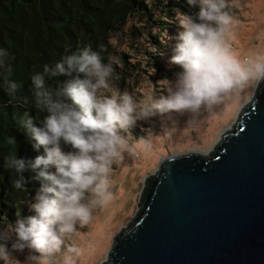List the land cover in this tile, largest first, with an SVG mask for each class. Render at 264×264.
<instances>
[{"label": "clouds", "instance_id": "obj_1", "mask_svg": "<svg viewBox=\"0 0 264 264\" xmlns=\"http://www.w3.org/2000/svg\"><path fill=\"white\" fill-rule=\"evenodd\" d=\"M186 2L198 7V12L179 13L182 31L176 36L169 62L179 65L182 71L176 74L174 85L161 82L167 95L154 98L152 93L139 105L127 92L108 94L114 70L111 63L102 62L103 45L97 51L88 44L54 64H45L42 72L31 76V104L37 110L40 126L27 111L18 116L17 125L34 141V150L42 147L43 154L30 161L10 154L5 157V167L16 174L26 167L32 169L40 186L30 204L35 214L18 219L14 226L0 227L2 264H21L13 252L26 249L23 264H75L71 253L78 250L65 241L77 231V225L89 222L98 204L112 195L109 174L128 144L118 129L127 131L153 111L198 113L250 82L264 80V56L242 60L226 38L236 23L226 10L227 0ZM7 59L9 52L0 48V69L7 72L5 90L14 96L22 85L9 79L12 67ZM74 72L82 73L84 78L73 77ZM45 74L65 79L52 90L44 86ZM7 143L15 145L14 138L7 137ZM23 183L22 176L14 180L16 189H21Z\"/></svg>", "mask_w": 264, "mask_h": 264}, {"label": "water", "instance_id": "obj_2", "mask_svg": "<svg viewBox=\"0 0 264 264\" xmlns=\"http://www.w3.org/2000/svg\"><path fill=\"white\" fill-rule=\"evenodd\" d=\"M102 264H264V80L209 154L146 178Z\"/></svg>", "mask_w": 264, "mask_h": 264}, {"label": "rangeland", "instance_id": "obj_3", "mask_svg": "<svg viewBox=\"0 0 264 264\" xmlns=\"http://www.w3.org/2000/svg\"><path fill=\"white\" fill-rule=\"evenodd\" d=\"M227 11L236 21L229 32L227 40L234 53L240 59L264 56V0H227ZM189 15L198 12V7H188ZM179 9L175 8L176 19ZM138 15L131 18L128 31L112 40L116 52L110 62L117 67L118 76L122 75V83L111 84L108 94L127 92L137 104H144L149 95L154 98L167 95L162 81L174 85L176 74L166 66L158 69L155 56L165 55L171 49L168 45L162 50L156 49L151 42V35L158 32V26L147 25L140 21ZM168 26L176 31L181 30L172 20H165ZM122 52L126 57H118ZM154 69V71H153ZM258 82H250L238 92H233L208 109L203 107L198 113L189 110L153 113L144 120H139L127 131L118 129L127 137L128 144L123 149L122 158H117L110 172L109 191L111 197L98 204L87 224L77 225V231L66 238V245L75 246L77 253H71L75 264H102L111 248L113 237L122 226L133 218L137 209V198L147 177L155 173L160 164L172 156L183 154H209L221 135L230 128L239 111L252 98ZM115 91L113 92L112 90ZM11 242H9V248ZM38 255V253H34ZM28 250L13 252V256L21 264L25 261ZM2 264V262H0Z\"/></svg>", "mask_w": 264, "mask_h": 264}, {"label": "trees", "instance_id": "obj_4", "mask_svg": "<svg viewBox=\"0 0 264 264\" xmlns=\"http://www.w3.org/2000/svg\"><path fill=\"white\" fill-rule=\"evenodd\" d=\"M188 7L191 6L186 0H0V48L10 54L6 60L12 67L9 79L22 85L14 96H9L4 84L7 72L0 69V227L14 226L18 219L35 214L30 209L40 186L33 178L35 172L26 167L16 174L5 167V157L10 154L16 153L17 158L28 161L43 154L42 147L34 150V141L17 125L18 116L27 111L40 126L37 110L31 104V76L42 72L45 64H54L63 55L91 44L97 51L99 45L104 46L100 52L102 62L111 63L114 70L111 84L122 83V75L118 76L116 65L110 62L116 52L112 40L128 31H137L135 27L128 28L130 19L136 15L147 25L158 26V32L150 36L155 49L171 46L168 54L155 56L158 59L155 66L165 68L160 60H166L163 62L166 66L182 71L179 65L169 62L176 31L165 20L178 23L175 8L179 13L189 14ZM174 26L182 31L179 25ZM117 56L126 57L122 52H117ZM73 77L83 79L84 75L74 72ZM64 79L45 74L44 86L55 90L57 82ZM42 118L40 114L39 119ZM7 137L14 138L15 145L8 144ZM21 176L23 186L16 189L14 180Z\"/></svg>", "mask_w": 264, "mask_h": 264}, {"label": "bare ground", "instance_id": "obj_5", "mask_svg": "<svg viewBox=\"0 0 264 264\" xmlns=\"http://www.w3.org/2000/svg\"><path fill=\"white\" fill-rule=\"evenodd\" d=\"M198 154V153H197ZM199 155H202V154H199Z\"/></svg>", "mask_w": 264, "mask_h": 264}]
</instances>
